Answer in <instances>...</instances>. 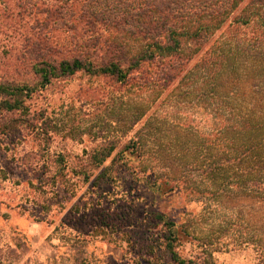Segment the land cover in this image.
<instances>
[{
  "label": "trees",
  "instance_id": "16d2710c",
  "mask_svg": "<svg viewBox=\"0 0 264 264\" xmlns=\"http://www.w3.org/2000/svg\"><path fill=\"white\" fill-rule=\"evenodd\" d=\"M47 1L40 12L55 32L70 31L77 47L64 54L66 44L56 34L60 58L32 65L40 83L84 71L134 90L127 117L130 129L140 127L127 146L152 163V184L160 180L158 190L194 196L203 212L220 217V234L259 221L264 244V0ZM107 32L115 34L104 39ZM28 90L27 84L1 83L0 110L20 109ZM192 99L200 107V127L161 112L166 102L185 106ZM112 148L92 154L95 168ZM168 230L166 246L173 252L176 232L185 236L187 227L170 222ZM242 235L232 244L252 241Z\"/></svg>",
  "mask_w": 264,
  "mask_h": 264
},
{
  "label": "rangeland",
  "instance_id": "374dc122",
  "mask_svg": "<svg viewBox=\"0 0 264 264\" xmlns=\"http://www.w3.org/2000/svg\"><path fill=\"white\" fill-rule=\"evenodd\" d=\"M47 2L0 0V84L29 88L20 109L0 110V205L26 213L78 257L92 247L96 258L111 254L112 264H264L259 221L250 229L243 224L241 231L220 234V217L203 212L194 196L158 190L160 180L152 184L147 171L152 163L127 146L140 127L130 129L127 117L134 90L84 71L40 83L32 65L60 58L53 48L56 34L66 44L64 54H74L77 47L70 31L55 32L40 12ZM194 100L173 107L166 102L160 109L174 122L200 127ZM110 147L111 154L95 168L92 154ZM170 222L188 232H176L173 252L166 246ZM238 233L252 241L235 246ZM2 236L1 264L19 260L23 247L15 240L8 246Z\"/></svg>",
  "mask_w": 264,
  "mask_h": 264
},
{
  "label": "crops",
  "instance_id": "0c3cea01",
  "mask_svg": "<svg viewBox=\"0 0 264 264\" xmlns=\"http://www.w3.org/2000/svg\"><path fill=\"white\" fill-rule=\"evenodd\" d=\"M0 232L7 238L8 246L12 241L23 247L22 256L14 262L4 264H112L109 253L96 258L98 253L94 248H88L89 253L78 257L75 249L59 240L49 237V232L32 220L26 213L3 208L0 205ZM46 233V234H45ZM15 247V246H14ZM101 248V246H100ZM94 249V250H93ZM102 249V248H101ZM96 251V252H95ZM2 262L0 261V264Z\"/></svg>",
  "mask_w": 264,
  "mask_h": 264
}]
</instances>
